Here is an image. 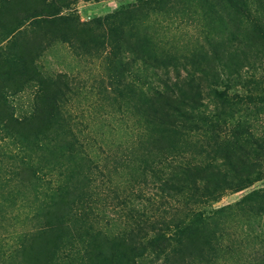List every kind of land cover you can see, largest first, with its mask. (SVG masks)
<instances>
[{"label":"trees","instance_id":"1","mask_svg":"<svg viewBox=\"0 0 264 264\" xmlns=\"http://www.w3.org/2000/svg\"><path fill=\"white\" fill-rule=\"evenodd\" d=\"M34 1L7 0L23 14L35 9ZM253 2L256 12L250 0H137L81 25L68 16L50 18L53 29L72 44L80 40L85 53L92 54L91 44L93 54L101 45L110 50L103 97L120 100L118 118L129 117L133 124L130 145L120 155L109 153L110 163L103 167L85 147L86 124L62 112L71 89L67 76L49 78L26 56L15 68L1 63L13 81L34 78L41 87L34 110L20 117L1 92L10 80L0 79V124L15 167L13 184L26 196L32 191L42 220L36 264H61L59 253L66 245L68 264H140L149 255L186 264L189 253L211 257L214 245L229 237L233 207L264 212V190L246 194L235 205H218L226 194L264 179V136L255 128L264 122V0ZM146 4L170 18H184L197 7L205 16L207 44L189 48L182 62L178 53H165L157 17L151 33L143 32ZM39 37L32 40L37 47ZM11 144L19 149L13 152ZM125 173L132 187L113 188L116 201L106 207L117 212L101 217L93 201L97 182ZM42 184L49 191L45 196ZM26 251L27 246L23 258Z\"/></svg>","mask_w":264,"mask_h":264},{"label":"rangeland","instance_id":"2","mask_svg":"<svg viewBox=\"0 0 264 264\" xmlns=\"http://www.w3.org/2000/svg\"><path fill=\"white\" fill-rule=\"evenodd\" d=\"M135 2L137 0H35L32 2L35 9L23 14L19 8H13L7 0H0V10L5 12L3 16L5 22H0V65L3 63L15 68L28 57L32 61L29 64L36 65L42 74L49 78L58 79L60 76H67L65 78L68 79V84H71V89L66 95L67 100L65 95L63 97L62 112L64 116V111L71 112L76 116V120L86 124L82 127L85 128L82 135L90 139L92 148L89 147L86 138L85 147L95 155L100 167L110 163L109 153L117 152L120 155L130 145L129 140L132 137L130 135L133 120L129 117L125 120L118 118L120 100L107 101L103 97V85L109 83L107 81L110 79L106 69L108 66L106 58L109 57L110 50L104 49L101 45L93 54L94 47L92 48L93 44H91L92 54L90 51L85 53L87 51L82 49V42L79 40L72 44L70 38L53 29L50 18L68 16L81 25L83 22H90L97 17L123 10ZM64 5L66 7H63ZM145 6L148 16L143 32L151 33L153 20L157 17V20L163 24L160 29L158 28V34L161 47L166 50L165 53L171 51L176 55L179 54L178 60L182 62L186 61L185 56L189 48L207 44L204 39L205 16L197 7L194 13L187 14L184 18L173 16L170 18L163 14L157 15L152 12L149 5ZM250 8L252 12H256L257 5L253 0H250ZM8 21L14 22L18 29H12ZM37 36H41L39 37L41 47L33 45L32 40ZM93 41L102 43L100 38H94ZM126 55L127 60L134 59V55L130 52ZM179 68L180 75L185 76V67L179 66ZM160 75L162 76L161 72ZM170 76L173 78L177 76L173 68ZM0 79L4 82L10 80L9 85L1 87V92L7 96L14 113L20 117L29 115L34 110L36 97L40 93L39 81L34 78L26 81V77L24 79L23 76L13 81L7 67L3 71L0 68ZM66 89L67 87L63 86V90ZM122 105L126 108L123 101ZM2 125L3 123L0 124V264H36L38 258L35 251L36 233L40 228L38 222L42 221L36 215L38 200L31 201L34 197L32 191H28L29 195L26 196L24 189L13 184L15 167L8 161L5 148L8 139L5 137ZM255 128L259 135L264 136V122H257ZM10 148L16 152L19 146L11 144ZM127 176L126 173L106 176L100 183L97 182L93 201L101 217H104L106 212L107 215L114 217L117 208L106 207L116 201L114 199L116 195L111 190L115 188L117 191H123L125 187H132V182H128ZM110 181L112 186L109 185ZM46 187V184H42L43 196L49 192ZM255 190H264V179L240 192L226 194L218 205L230 203L235 205L243 196ZM233 208L235 209L231 210L232 220L228 221L229 227H227L230 232L229 237L225 236L214 245L211 257L204 256L200 259L195 254L189 253L186 256V264H264V212L260 215L259 210L254 212L250 206L244 209L239 206ZM26 246L27 251L23 258L22 252ZM69 251L71 248L66 245L59 253L61 264H68ZM164 261V258L156 259L153 255H149L139 263L171 264Z\"/></svg>","mask_w":264,"mask_h":264}]
</instances>
